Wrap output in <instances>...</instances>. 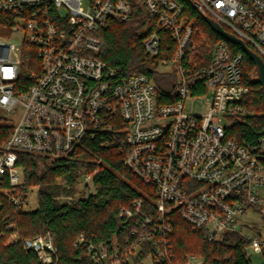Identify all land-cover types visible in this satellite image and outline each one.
Segmentation results:
<instances>
[{
    "label": "built area",
    "instance_id": "built-area-1",
    "mask_svg": "<svg viewBox=\"0 0 264 264\" xmlns=\"http://www.w3.org/2000/svg\"><path fill=\"white\" fill-rule=\"evenodd\" d=\"M186 2L264 59V0H0V12L12 17L10 29L22 37L18 45L0 39V119L1 113L21 112L0 146V197L25 211L36 209L30 192L21 191L25 169L18 153L58 160L97 135L107 136L103 146L118 147L125 165L154 188L156 215L145 219L147 229L124 251L89 245L93 264H170L174 213L214 243L228 233L246 235L240 220L263 203L264 137L250 145L230 133L234 117L247 113L240 104L249 93L243 55L223 39L203 65ZM135 11L146 20V54L162 72L174 71L170 91L144 73L119 81V70L97 58L100 32L112 21H129ZM24 44L37 49L33 66L24 64ZM199 99L207 101L206 113H189L187 101ZM9 236L18 239L17 232ZM250 239L249 248L262 254L264 240ZM25 248L44 264L56 252L50 234L27 240ZM141 251L146 256L138 260ZM186 264L203 262L190 256Z\"/></svg>",
    "mask_w": 264,
    "mask_h": 264
},
{
    "label": "trees",
    "instance_id": "trees-1",
    "mask_svg": "<svg viewBox=\"0 0 264 264\" xmlns=\"http://www.w3.org/2000/svg\"><path fill=\"white\" fill-rule=\"evenodd\" d=\"M184 15L188 23L199 30L195 35L198 56L202 57L203 65L207 64L213 46L224 38L216 34L208 25L207 17L188 2ZM11 25L12 17L0 12V26L10 28ZM145 27L146 20L137 11L129 21H112L109 28L100 32L103 45L97 58L107 67L119 70V81L144 73L158 89L170 91L174 74L166 77L154 70L157 63L146 54L143 45L148 34ZM228 44L234 54L243 55V80L249 88L240 103L247 113L234 117L230 133L241 143L256 145L264 137V89L256 81L254 62L240 46ZM246 45L259 55L251 44ZM36 53L34 46L24 44V64L38 63ZM11 130V125L0 124V146L7 141ZM105 138L107 136H87L68 156L58 160L18 153L19 164L25 169L21 191H36L37 208L25 211L0 197V264H44L34 251L25 248V242L48 234L56 249L50 264H93L89 245L104 244L111 252L117 247L124 251L135 241L133 236L147 229L145 219L156 215L154 188L144 184L125 165V155L118 147L103 146ZM87 175L91 177L89 182L84 181ZM80 181L93 191L75 199ZM138 200H142L139 208L133 205ZM123 208L131 214L123 213ZM9 226H13V230H7ZM12 231L17 232V240L10 239ZM82 235L83 241L80 240ZM167 238L174 253L170 264H186L190 256L202 258L203 264H253L248 254L251 239L247 235L228 233L219 242H209L203 231H193L176 213L173 214V232ZM145 248L154 252L151 245ZM262 255L264 257V250ZM145 256L146 251H141L138 260Z\"/></svg>",
    "mask_w": 264,
    "mask_h": 264
},
{
    "label": "rangeland",
    "instance_id": "rangeland-1",
    "mask_svg": "<svg viewBox=\"0 0 264 264\" xmlns=\"http://www.w3.org/2000/svg\"><path fill=\"white\" fill-rule=\"evenodd\" d=\"M0 39H6L12 41L14 44H19L22 41V37L19 34H13L12 30L10 28H6L3 26H0ZM158 73L163 74L166 77L172 76L174 74V71L172 68L164 69V72H162L158 66L155 67V69ZM170 80V78H168ZM208 99H211L212 97L208 96ZM207 108V101L204 99H199L195 102H192L190 100L186 103V110L193 114V115H204L206 113ZM21 112H17L14 114H5L1 113V116L4 117L5 120L0 119V124L5 125H14L19 117ZM41 167L43 164H40ZM77 191L75 194V199H78L82 196H86V194L93 191V188H85L83 181H80L79 185L76 187ZM260 195L262 197V205L258 208H252L248 212V214L240 220V224L243 225L244 233L250 237V238H261L264 240V188H261L259 190ZM30 202L31 205L34 208H37V194L36 191L33 190L29 193ZM62 200H65L62 198ZM14 236H10V239H12ZM249 248V247H248ZM250 249V248H249ZM249 257L253 264H264V257L260 253H256L253 250H249ZM200 261H204L202 258L198 257ZM149 264V262H147Z\"/></svg>",
    "mask_w": 264,
    "mask_h": 264
},
{
    "label": "water",
    "instance_id": "water-1",
    "mask_svg": "<svg viewBox=\"0 0 264 264\" xmlns=\"http://www.w3.org/2000/svg\"><path fill=\"white\" fill-rule=\"evenodd\" d=\"M206 21L210 28L219 36L223 37L229 43L234 45L240 46L244 53L254 62L257 68V82L263 87L264 89V60L263 58L256 54L254 51L249 49L246 43L241 40L240 38L230 34L229 32L225 31V29L216 21L211 18H206Z\"/></svg>",
    "mask_w": 264,
    "mask_h": 264
}]
</instances>
